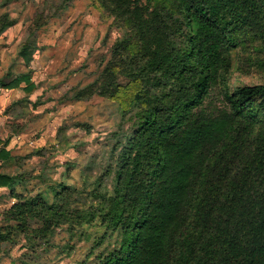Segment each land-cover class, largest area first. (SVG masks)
Segmentation results:
<instances>
[{
	"label": "trees",
	"instance_id": "16d2710c",
	"mask_svg": "<svg viewBox=\"0 0 264 264\" xmlns=\"http://www.w3.org/2000/svg\"><path fill=\"white\" fill-rule=\"evenodd\" d=\"M97 2L124 33L72 98H108L133 119L105 168L112 185L100 178L92 199L76 203L78 191L61 182L47 186L50 198L22 196L24 174L0 172L14 198L1 213L0 244L37 219L33 236L44 241L61 222L95 227L77 264H264V83L229 84L238 50L264 53V0ZM46 19L33 20L18 48L25 66ZM15 22L3 13L0 34ZM256 64L264 71V58ZM21 87L27 99L37 87L27 71L0 80ZM7 143L0 162L15 164Z\"/></svg>",
	"mask_w": 264,
	"mask_h": 264
},
{
	"label": "rangeland",
	"instance_id": "374dc122",
	"mask_svg": "<svg viewBox=\"0 0 264 264\" xmlns=\"http://www.w3.org/2000/svg\"><path fill=\"white\" fill-rule=\"evenodd\" d=\"M6 2L0 0V14L6 12L16 22L0 34V80L7 73L27 71L37 87L28 99L22 87L0 88V140H8L5 148L16 159L15 164L0 162V172L24 174L25 181L15 187L22 196L45 192L50 198L47 186L61 182L78 191L72 201H90L88 192L100 178L110 189L112 173L105 175V168L114 160L123 133L131 131L133 119L108 98L75 100L72 95L96 78L124 27L97 0ZM39 14L47 19L36 32L37 49L25 66L17 51ZM262 58L264 53L253 45L238 50L229 84L264 83V71L256 64ZM79 123L85 127L75 126ZM17 126L24 128L15 134ZM6 194L0 187V226L5 224L1 213L14 201ZM39 226L37 219L30 220L26 232L2 242L0 264H77L93 245L87 237L90 232L93 238V225L72 228L61 222L46 241L33 236Z\"/></svg>",
	"mask_w": 264,
	"mask_h": 264
},
{
	"label": "crops",
	"instance_id": "0c3cea01",
	"mask_svg": "<svg viewBox=\"0 0 264 264\" xmlns=\"http://www.w3.org/2000/svg\"><path fill=\"white\" fill-rule=\"evenodd\" d=\"M3 14V12L0 14V15H2ZM15 90V89H14Z\"/></svg>",
	"mask_w": 264,
	"mask_h": 264
}]
</instances>
